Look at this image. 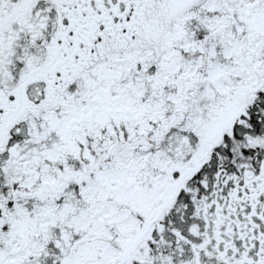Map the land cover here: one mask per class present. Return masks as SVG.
Instances as JSON below:
<instances>
[{
  "label": "snow or ice",
  "instance_id": "6c2138e0",
  "mask_svg": "<svg viewBox=\"0 0 264 264\" xmlns=\"http://www.w3.org/2000/svg\"><path fill=\"white\" fill-rule=\"evenodd\" d=\"M0 264H264V0H0Z\"/></svg>",
  "mask_w": 264,
  "mask_h": 264
}]
</instances>
